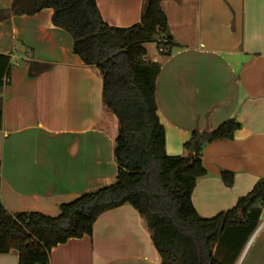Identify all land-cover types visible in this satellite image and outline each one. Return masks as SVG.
Instances as JSON below:
<instances>
[{
	"label": "crops",
	"instance_id": "crops-1",
	"mask_svg": "<svg viewBox=\"0 0 264 264\" xmlns=\"http://www.w3.org/2000/svg\"><path fill=\"white\" fill-rule=\"evenodd\" d=\"M12 3L0 0V55L10 58L0 88V202L11 215L56 218L62 205L115 183L119 124L103 102L100 71L73 53L72 37L52 23L53 10L14 16ZM96 3L106 24L128 28L140 22L145 0ZM162 8L175 46L170 56L157 49L151 62L162 67L156 102L167 155H186L194 130L230 119L242 126L232 140L203 151L207 174L192 202L212 219L264 178V0H169ZM153 44L146 45L147 61ZM223 172L234 174L231 187ZM243 256L235 264H264V207ZM0 264H19V253L0 255ZM49 264H161V258L143 218L124 205L102 214L92 236L53 248Z\"/></svg>",
	"mask_w": 264,
	"mask_h": 264
},
{
	"label": "trees",
	"instance_id": "trees-1",
	"mask_svg": "<svg viewBox=\"0 0 264 264\" xmlns=\"http://www.w3.org/2000/svg\"><path fill=\"white\" fill-rule=\"evenodd\" d=\"M166 1L145 0L140 22L118 28L105 23L96 0H13L14 16L52 9V23L72 37L73 53L100 71L103 102L119 124L114 148L118 175L111 186L62 205L56 218L11 215L0 202V255L15 250L19 264H49L53 248L92 236L102 214L124 205L143 218L161 264H225L228 256L217 249L220 239L229 234L246 243L257 230L264 178L234 209L215 218L203 219L192 202L198 179L207 174L204 149L218 140H232L240 123L230 119L211 131L194 130L184 145L186 155L166 153V131L156 102L162 67L146 60L150 43L162 56H170L175 46L162 8ZM9 74L10 58L0 55V88ZM221 177L226 186L233 185V173Z\"/></svg>",
	"mask_w": 264,
	"mask_h": 264
},
{
	"label": "rangeland",
	"instance_id": "rangeland-1",
	"mask_svg": "<svg viewBox=\"0 0 264 264\" xmlns=\"http://www.w3.org/2000/svg\"><path fill=\"white\" fill-rule=\"evenodd\" d=\"M147 47H148V49L150 51L149 60L152 61V57L151 56H152L153 53H156L157 47L154 44L153 45H149ZM251 239H252V236L250 237V239L248 240L247 243H244V242H241L236 237L233 239L232 235L225 234L220 239V241L218 243V246H217L218 247L217 249L219 250L220 254L225 252L226 255L228 256L227 257V261L225 262V264H235L236 262L241 260L240 258L244 257L246 255V253H247L246 252L245 255L243 256L245 250L248 247V243L250 242Z\"/></svg>",
	"mask_w": 264,
	"mask_h": 264
},
{
	"label": "water",
	"instance_id": "water-1",
	"mask_svg": "<svg viewBox=\"0 0 264 264\" xmlns=\"http://www.w3.org/2000/svg\"><path fill=\"white\" fill-rule=\"evenodd\" d=\"M241 215V214H240Z\"/></svg>",
	"mask_w": 264,
	"mask_h": 264
}]
</instances>
